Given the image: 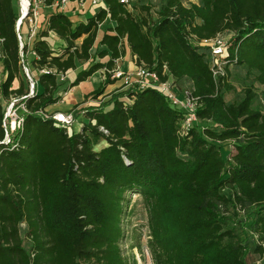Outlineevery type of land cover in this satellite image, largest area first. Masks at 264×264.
I'll return each mask as SVG.
<instances>
[{"label":"trees","instance_id":"1","mask_svg":"<svg viewBox=\"0 0 264 264\" xmlns=\"http://www.w3.org/2000/svg\"><path fill=\"white\" fill-rule=\"evenodd\" d=\"M160 1L153 22L121 0H102L86 24L53 12L47 29L22 49L19 1L0 0V264H137L121 250L133 195L147 210L153 264H264V108L254 106V85L264 87V0ZM107 19L116 26L103 35L97 57L109 60L80 72L72 87L105 70L104 83L87 97L97 100L117 82L110 72L129 48L137 67L198 99L189 134L181 135L185 114L151 88L88 108L80 133L44 117L61 100L60 76L91 60ZM50 32L65 44L59 53ZM223 34L230 35L226 76L216 79L210 49L200 44ZM233 67L253 84L229 104ZM24 97L23 126L4 144L6 105ZM232 222L250 227L261 245L249 249L246 232L227 227ZM252 250L259 258L249 262Z\"/></svg>","mask_w":264,"mask_h":264},{"label":"built area","instance_id":"2","mask_svg":"<svg viewBox=\"0 0 264 264\" xmlns=\"http://www.w3.org/2000/svg\"><path fill=\"white\" fill-rule=\"evenodd\" d=\"M20 6V18L17 24V31L19 33L20 45L23 49L24 44L21 41L20 32L22 27L27 24L30 27V37H36L39 33V18L42 9L47 7V0H18ZM69 0H57L52 6L57 7L59 10H64ZM102 0H92L93 6H97ZM122 4L129 5V0H121ZM226 34L218 35L211 41L201 43V46H206L210 49V67L213 76L218 79L219 77L226 76V59L228 58V42ZM23 63V69L30 81V95H34L35 84L31 78L30 71ZM46 73L45 71H43ZM112 79L121 82L122 90H145L154 89L163 94L172 108L182 111L186 116V121L182 127L181 135L185 136L194 128L198 123L196 116L198 108V99L194 98L190 92H179L177 87L173 84L172 79L163 81L156 72H151L147 68L137 67L132 73L123 72L116 69L112 72ZM61 75L60 78H63ZM27 97L17 99L12 98L6 105L4 128L6 130V139L4 144L11 142V135L16 130L22 128L24 123V114H27V108L22 101ZM46 119H53L57 124L66 128L71 132L75 119L73 114H44ZM101 132L107 134L103 128ZM1 155V152H0Z\"/></svg>","mask_w":264,"mask_h":264},{"label":"rangeland","instance_id":"3","mask_svg":"<svg viewBox=\"0 0 264 264\" xmlns=\"http://www.w3.org/2000/svg\"><path fill=\"white\" fill-rule=\"evenodd\" d=\"M74 1L75 0H73L72 3H74ZM181 1L186 7H189L192 4H199V0H181ZM129 2L134 12L139 16L151 18L152 22L157 20L158 18L157 14L161 7L160 0H130ZM86 3L88 4V7H93L94 11H99L101 8L100 5L92 6L91 0H87ZM144 7H149L150 12L147 13L146 11H144L143 9ZM17 10L19 14V5ZM72 19L75 20L74 16H72ZM226 37L228 40H230V35H227ZM201 47L207 48L206 46H201ZM127 59L128 60L130 59L129 56ZM230 71L231 74L229 78V82H230L229 86H231V89L230 91L227 92V96H226V101L229 104L238 103L239 101H241L244 97V90L246 88H249L253 84V78L250 75H248L246 71L241 67H236V68L233 67L230 69ZM78 74L77 73L75 74L76 77L78 76ZM99 79H100L99 77L98 78L95 77L92 80L84 83L81 89L78 91L79 92L78 98L81 97L80 94L85 95L89 92L97 91L102 84L99 81ZM60 80L63 81L62 78ZM68 84L69 82H66V84L64 85L65 89H67L66 87H68ZM254 88L257 94V98L254 103V106L255 108H264V87L255 84ZM123 91L124 90H122L121 87L117 88L116 90L111 88L109 89V95L112 96L113 94H118ZM71 100L72 99H70L69 102ZM102 102H105L104 99ZM100 142H102V144L105 145V142H103V140H101ZM235 212L236 214H238L240 219L245 220L246 214L243 213L242 210L237 209L235 210ZM229 216H231L230 218H232L233 216L232 213H229ZM249 221L250 220H248V222ZM232 224L233 225L229 223L227 227L229 228V226L230 227L233 226L235 229H237V232L241 235L242 232H246L245 236H247L248 240H250V243L248 240H246V242H248V245L250 246L249 249L253 248V246H257L259 244L261 245V242L255 241L257 239L254 238L253 235H251L253 232L252 229H250V227H245V226L243 227L242 223L232 222ZM123 230H124V238L121 242V250L123 256L127 258L130 263H132V260L134 259L137 262V264H153L151 253L148 248V242L150 239L149 229H148V214L145 206L138 200V196L136 195H133L131 197V201L128 204L126 211L124 213ZM29 245H30L29 242H26V246L28 247ZM253 251L254 250H252V252L249 254V262H253L255 259L257 260L259 258V254L253 253Z\"/></svg>","mask_w":264,"mask_h":264},{"label":"crops","instance_id":"4","mask_svg":"<svg viewBox=\"0 0 264 264\" xmlns=\"http://www.w3.org/2000/svg\"><path fill=\"white\" fill-rule=\"evenodd\" d=\"M73 0H69L67 6L64 8V10H59L57 7L53 6H47L40 12V18H39V33L43 32L47 29V22L50 17V15L53 12H64L68 16H70L71 20L74 23H84L86 24L87 21L94 17L98 11H94L93 7H88V4L86 3L87 0H75L74 3H72ZM92 1V0H91ZM57 2V0H55ZM54 2V3H55ZM93 6V4H92ZM102 4H100V7ZM20 10V6H19ZM69 13V14H68ZM72 16H74L75 20L72 19ZM116 26L115 23L111 22L109 19H107L100 27H99V35L97 42L91 51V60L89 62H81L78 64V67L76 70H71L67 72L63 76V81L60 80L61 84V90H60V96L61 100L59 103L54 105L53 107H49L46 109V112L48 114H55V113H62V114H73L75 119V124L71 130L73 133H80L83 129L84 124L87 122L86 118V110L91 107H97L104 99V101H109L111 96L109 95V89H117L121 87V82L117 81L115 84L110 85L107 87L104 95L99 97L97 100H93L92 98L87 97L93 93L89 92L85 95H81L80 98H78V91L81 89L84 83L92 80L95 77H99V81L103 84L105 80V70H100L97 73H95L92 77L87 79L85 82L80 83L78 86L72 87V84L76 80V73H80L84 70H88L93 64L96 63H106L109 60V57H106L104 59H99L97 57L98 51L105 50L104 47L100 46V41L103 37V35L108 32L109 30L114 29ZM21 41L23 44L29 45L33 42L35 37H30V27L25 24L21 29ZM47 41L49 42L51 48L56 53L61 52V50L65 47L64 42H62L54 33H49V36L47 38ZM82 40L78 42V45H80ZM1 43V41H0ZM129 56V60L127 59ZM0 57H1V44H0ZM32 57L29 58L31 60ZM137 66L135 63V58L131 55L129 48L124 49L123 57L117 62V68L120 69L123 72L126 73H132L136 70ZM61 79V78H60ZM66 82H69L67 89H65L64 85ZM101 84V85H102ZM15 88H18L19 84L18 82L15 83ZM112 91V90H111ZM105 97V98H104ZM72 99L70 102L69 100ZM78 111V112H77ZM104 145L102 142H100L98 145H96V149H101Z\"/></svg>","mask_w":264,"mask_h":264}]
</instances>
